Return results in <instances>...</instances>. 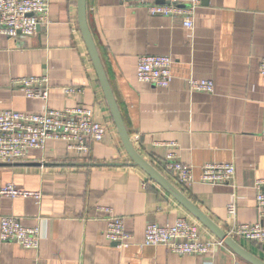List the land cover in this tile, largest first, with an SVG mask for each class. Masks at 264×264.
Here are the masks:
<instances>
[{
  "label": "crops",
  "instance_id": "obj_1",
  "mask_svg": "<svg viewBox=\"0 0 264 264\" xmlns=\"http://www.w3.org/2000/svg\"><path fill=\"white\" fill-rule=\"evenodd\" d=\"M48 23L33 36L0 34V110L38 112L86 106L107 126L88 154L47 140L23 160L0 162V186L40 192L39 198L0 196V217L14 215L40 231L38 249L0 239V264H250L196 219L139 166L132 164L114 125L77 19V0H48ZM87 23L135 149L160 166L168 151L192 166L195 182L183 185L166 175L225 232L235 220H259L256 183L264 181V0H200L193 26L179 16L151 15L119 0H86ZM172 59L167 87L136 79L140 55ZM46 75V99L27 98L11 79ZM189 77L210 79V93L190 91ZM79 86L82 92H66ZM174 142L171 149L166 144ZM231 162L224 184L198 181L200 166ZM264 188V182H263ZM121 216L130 234L117 246L104 234L109 215ZM185 217L211 242L205 256L177 254L162 244H145L149 223L173 224ZM234 220V221H235ZM264 227V218L261 219ZM264 260V241L233 237Z\"/></svg>",
  "mask_w": 264,
  "mask_h": 264
},
{
  "label": "built area",
  "instance_id": "obj_2",
  "mask_svg": "<svg viewBox=\"0 0 264 264\" xmlns=\"http://www.w3.org/2000/svg\"><path fill=\"white\" fill-rule=\"evenodd\" d=\"M123 4L143 6L151 15L179 16L183 25L191 28L195 8L200 0H119ZM48 0H0V34L9 38L18 35L33 36L38 26L48 23ZM172 59L168 55L143 54L136 63V79L140 82L167 87L172 79ZM258 71L264 76V56L259 60ZM190 91L212 92L213 81L189 77L186 80ZM12 87H18L27 98L46 99L49 94V78L46 75H28L11 79ZM66 92H82L79 86H69ZM107 132L106 124L95 119L94 112L86 106H68L62 109L45 107L38 112L0 110V162L11 163L23 160L31 149H42L47 140H60L68 151L88 154L91 143L101 141ZM171 149L174 142L166 144ZM155 166V164H153ZM156 167V166H155ZM163 175L172 176L183 185L196 180L192 166L177 159L175 151H168L156 167ZM198 181L210 185L228 183L234 176L231 162H207L200 166ZM167 177V176H166ZM263 180L256 183V207L259 220L240 223L235 220L236 205L232 198L227 205V214L233 223L227 230L231 237H242L250 242L264 241V188ZM0 196L11 198H39L33 192L15 186L12 182L0 186ZM235 220V221H234ZM106 238L117 246L127 244L130 234L125 230L124 220L118 215H109L104 230ZM0 239L12 241L24 248L38 249L40 231L37 226H25L14 215L0 217ZM145 244H162L177 254L207 255L211 242L200 239L198 227L185 217L176 218L173 224L149 223L144 233ZM204 264H212L211 259Z\"/></svg>",
  "mask_w": 264,
  "mask_h": 264
},
{
  "label": "water",
  "instance_id": "obj_3",
  "mask_svg": "<svg viewBox=\"0 0 264 264\" xmlns=\"http://www.w3.org/2000/svg\"><path fill=\"white\" fill-rule=\"evenodd\" d=\"M77 19L80 32L86 45L91 62L94 66L99 84L103 91L107 106L114 125L121 139L122 145L131 159L132 164L141 167L148 176L162 186L180 204H182L196 219L212 231L221 241L230 247L238 256L250 264H264V260L246 250L233 237L229 236L216 222L204 213L191 199H189L175 184L163 175L152 163L146 160L134 147L126 129L118 104L112 92L110 83L104 71L96 44L87 23L86 0H77ZM40 29V26L37 27Z\"/></svg>",
  "mask_w": 264,
  "mask_h": 264
}]
</instances>
